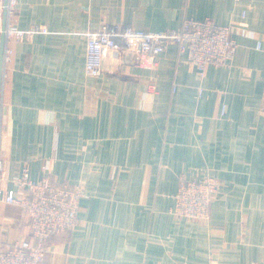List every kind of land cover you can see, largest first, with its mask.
Instances as JSON below:
<instances>
[{
    "label": "crops",
    "instance_id": "crops-1",
    "mask_svg": "<svg viewBox=\"0 0 264 264\" xmlns=\"http://www.w3.org/2000/svg\"><path fill=\"white\" fill-rule=\"evenodd\" d=\"M187 19L232 27L233 59L200 76L171 45L153 69L109 53L85 76L89 30ZM9 22L47 33L9 43L0 189L26 165L83 193L47 264H264V0H17ZM180 176L215 182L208 222L171 213ZM28 239L21 209L0 202L1 243Z\"/></svg>",
    "mask_w": 264,
    "mask_h": 264
},
{
    "label": "built area",
    "instance_id": "built-area-1",
    "mask_svg": "<svg viewBox=\"0 0 264 264\" xmlns=\"http://www.w3.org/2000/svg\"><path fill=\"white\" fill-rule=\"evenodd\" d=\"M16 3L17 0H0V39L3 34L5 40L4 70L13 54L10 41H29L38 33H47L43 27L32 26L23 30L11 24L9 16ZM231 34L232 27L217 25L209 19H187L179 30L158 32L138 30L124 23L102 25L85 34L83 71L87 77L103 75V59L109 53L134 56L138 67L153 69L157 65V55L172 45L202 76L207 66H225L233 59L237 45ZM46 170V166L43 167V171ZM14 185L15 190L0 189V202L21 209L27 219L29 239L8 244L0 241V264H47L49 241L76 227L83 193L77 186L53 185L47 177L32 180L26 165ZM216 189L208 178L192 180L180 176L171 213L177 218L207 221Z\"/></svg>",
    "mask_w": 264,
    "mask_h": 264
},
{
    "label": "water",
    "instance_id": "water-1",
    "mask_svg": "<svg viewBox=\"0 0 264 264\" xmlns=\"http://www.w3.org/2000/svg\"><path fill=\"white\" fill-rule=\"evenodd\" d=\"M4 45H5V40H4V35L2 34L0 39V95H1L3 76H4V63H3Z\"/></svg>",
    "mask_w": 264,
    "mask_h": 264
},
{
    "label": "rangeland",
    "instance_id": "rangeland-1",
    "mask_svg": "<svg viewBox=\"0 0 264 264\" xmlns=\"http://www.w3.org/2000/svg\"><path fill=\"white\" fill-rule=\"evenodd\" d=\"M209 179V178H208ZM211 180V179H210ZM213 184H215V182L213 180H211ZM212 204V203H211ZM211 218V206H210V217L207 221H199V222H208Z\"/></svg>",
    "mask_w": 264,
    "mask_h": 264
}]
</instances>
